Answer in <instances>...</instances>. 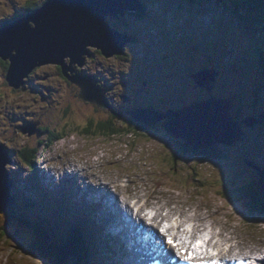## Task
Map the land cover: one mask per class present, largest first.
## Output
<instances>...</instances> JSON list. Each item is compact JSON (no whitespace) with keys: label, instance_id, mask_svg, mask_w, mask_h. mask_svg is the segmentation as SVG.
Listing matches in <instances>:
<instances>
[{"label":"rangeland","instance_id":"rangeland-1","mask_svg":"<svg viewBox=\"0 0 264 264\" xmlns=\"http://www.w3.org/2000/svg\"><path fill=\"white\" fill-rule=\"evenodd\" d=\"M48 1L0 0V26L23 14L27 4L38 8ZM143 1L148 3L149 13L136 28H131L135 36L126 51L125 61L117 58L103 61L95 56L87 62L90 72H117L116 101L112 102L119 116L114 114L110 117L107 107L86 101H68L63 88L65 84L61 80L57 82L59 95L46 99H43L45 95H37L35 87L43 90L55 83L56 79L48 82L45 78L55 76L51 66L36 72L26 80L22 90L15 91L6 84V68L0 61V146H3L2 153L6 152L11 159L5 167L13 182L11 195L17 202L23 196L37 200V193L27 186L31 182V173L23 164V154L25 150L38 146L39 141H48L57 134L61 139L45 147L43 161L36 164L42 171L40 177L44 182V176L58 168L60 172L64 168L68 171L86 168V173H77L74 183L65 180L66 174L63 173L60 179L71 182L76 193L80 190L82 194L87 192L88 197L92 196L93 186H98L99 191L102 183L119 198L131 200L133 196L137 199L146 196L151 207L164 206L163 215L167 220L172 217L187 220L188 216L196 219L198 215L199 219H206L205 224L210 228L216 224L215 233L219 232V227L231 231L229 239L232 240L222 243L225 244L223 253L226 256L245 257L253 251L263 252L264 218L255 220L248 217L233 203V198L224 199L222 195L229 193V189L237 191L242 186L249 191L257 187L259 175L256 172H264V123L260 127L262 131L256 127L244 129V135L236 145H216L222 160L182 159L176 149H185L183 140L174 138L164 129L166 121L152 127L150 132L142 131L137 123L129 120L130 111L127 114L121 112L125 101H119L120 96L130 95L129 90L122 88L129 83L132 86L128 88L134 93L131 107H152L163 112L182 110L189 101L208 96L205 90L193 83L190 71L212 65L219 72L213 87L215 94L228 97L234 94L236 100H241L235 101L233 111L242 112L243 117L250 114L264 119V65L259 58L260 50L264 52L263 26L254 20L255 15L248 16L237 10L233 0ZM211 49L213 60L209 58ZM40 77L43 82L47 81L44 85ZM104 79L109 83L115 81L109 75ZM244 104H248L247 110ZM106 121H111L116 130L134 128L135 132L103 137L95 132V125ZM33 123L47 131L38 130L30 137L21 133V127ZM86 128L89 132H85ZM39 153L38 156L41 155ZM248 162L255 164L259 171L248 166ZM193 178H197L198 185L202 187L191 188L190 180L194 183ZM54 182L60 188L58 180ZM88 183L90 191H83ZM118 183L123 185L122 189ZM46 185L55 190V184L46 182ZM55 192L59 194V190ZM108 201L106 199L103 203L104 208ZM36 206L38 211L34 212V218L41 220L47 217L57 228L54 235L61 238L67 228L58 225L62 219L47 212L41 203H36ZM15 210L21 213L18 207ZM31 213L32 210H28V214ZM78 222L83 228L87 226L82 219ZM0 264L43 263L28 257L19 240L0 239Z\"/></svg>","mask_w":264,"mask_h":264},{"label":"water","instance_id":"water-1","mask_svg":"<svg viewBox=\"0 0 264 264\" xmlns=\"http://www.w3.org/2000/svg\"><path fill=\"white\" fill-rule=\"evenodd\" d=\"M142 12L140 0H49L33 12L0 29V60L8 62L5 80L14 90L20 89L35 68L58 66L63 75L80 87V99L99 107H107L99 91L87 78L73 75V66L82 67L90 57L89 48L110 58L123 53L132 42L126 34L113 31L105 22L107 15L123 16L126 12ZM69 60V64L65 60ZM217 73L203 69L193 74L198 87L211 90ZM126 100V98H124ZM127 101V100H126ZM208 108V109H207ZM234 106L227 100L195 103L182 110L162 114L150 109L130 112L135 122L146 128L167 119L164 129L195 151L207 150L218 144L234 145L242 138L243 128L233 121ZM264 123L263 118H247L242 124L254 127ZM38 123L21 127V133L32 136ZM0 146V214L12 205V183L5 167L11 160ZM248 166L254 168L252 163ZM257 181L264 196V172H258Z\"/></svg>","mask_w":264,"mask_h":264},{"label":"trees","instance_id":"trees-1","mask_svg":"<svg viewBox=\"0 0 264 264\" xmlns=\"http://www.w3.org/2000/svg\"><path fill=\"white\" fill-rule=\"evenodd\" d=\"M233 6L236 7L237 10L243 11L244 14L251 16L253 13L256 16V19H254L257 23L260 21L261 25L263 26L264 30V0H233ZM36 9V7H32L25 11L26 13H31ZM248 20H251L250 18ZM264 32V31H263ZM98 52L94 51V55L97 54ZM210 54L213 55V50H210ZM260 62L264 65V52L260 51ZM94 57V56H93ZM117 59H125L124 56H119ZM6 64V63H5ZM4 67H7L4 66ZM8 69V68H7ZM88 73L90 71H87ZM194 71H190L189 75L193 73ZM103 73V72H102ZM94 77L100 78L98 76V72H90ZM112 77L115 82L117 81V72L114 70H110L106 73H103L104 77H108V75ZM127 80V79H126ZM129 84V83H127ZM117 83H114V87L116 88ZM122 85V84H121ZM123 86L122 88L129 90V94L133 99V91L131 89ZM215 92V91H214ZM213 91H206L208 96L201 97L194 99L192 101H189L187 105H189L191 102L195 100H201L203 98H208L210 96H214ZM231 96L232 103H235L233 101L234 99L236 100L237 97H235L234 94H230ZM213 98V97H210ZM241 100V99H240ZM236 100V101H240ZM133 101V100H132ZM245 105V110H247V105ZM126 105H124L123 108H125ZM148 109L152 111H158L152 107H149ZM240 116V117H239ZM129 120L133 122V117L130 116ZM248 117H255L259 119L258 116H251L250 114L246 117H243L242 112L240 113L238 110L235 114V120L239 121L240 123L248 118ZM135 122V121H134ZM137 123V126L141 128L140 130L142 131H148L150 132L151 129L146 128L143 124ZM91 126V123H90ZM89 126V128H90ZM112 122L111 121H106V122H99L95 125L97 133L101 134L103 137H115V136H122L124 134L129 135L131 133H134V128H124L120 130H116L112 127ZM261 127V126H260ZM258 127V128H260ZM41 129V128H40ZM138 130L137 132H139ZM47 131V130H46ZM259 131H262L260 128ZM85 132H89V130L86 128ZM61 139V136L55 135L52 138H50L48 141H39L38 146L36 147H31L30 149H27L24 151L23 154V164L24 166L29 170L31 173V176L34 175L35 170H34V162L36 158L38 157V152L39 149L42 146H45L46 148L50 146L55 141H58ZM184 144L185 149L178 151V154L182 159H194V158H199L202 159L205 162H214L218 160H222L223 157L219 151L216 150L215 146L207 149V150H200V151H195L188 147L184 141L182 142ZM239 143V142H238ZM230 146V145H227ZM46 150V149H45ZM190 162V161H189ZM33 177V176H32ZM194 178L190 180L191 182V188H196L198 185L199 181L197 178ZM35 180V179H34ZM30 179L31 182L28 183L29 188L31 190H38L39 188L41 189L44 197L46 198V195H50L49 201L51 203V207L54 213H58V217L62 218L65 216V210L72 216L73 218V223L68 229V231L61 235V239H56L52 235V232H55L56 229L54 225L50 226L49 224H45L47 221L46 219H41L38 220L34 218L33 214H28L27 210L30 209H35L36 203L32 199H29L25 196H23L20 200L19 203L14 204V207L8 208L6 212L0 214V239H10V240H19L21 243V247L25 250V253L28 257H32L33 259H37L40 262L44 264H90V261L92 259V247L90 246V240L92 242L93 240V231L88 225V221L85 222L83 217L77 216L75 213L71 212V210L66 206L65 201L63 200L61 204H58L56 201H54V196L52 193H48L45 189H43L40 185V183L35 180ZM34 184V185H33ZM257 184V183H256ZM27 185V186H28ZM189 187V188H190ZM202 187V186H201ZM229 193L222 195L224 199H230L233 198L234 201L233 203L238 205V208L243 210L244 212L247 213L248 217H251L252 219L254 218L259 219V218H264V196L262 195L260 191V187L257 184V187L253 189V191H249L247 187H240L237 191H233L231 189L228 190ZM60 205V206H59ZM20 210L21 213L16 212L15 208ZM48 208L50 205H47ZM76 217V218H74ZM75 219H82V222L85 223L84 228L80 226V224L76 223ZM80 221V220H79ZM46 235L50 236L52 238V242L48 243L46 241ZM3 238V239H2ZM91 251V253H90Z\"/></svg>","mask_w":264,"mask_h":264},{"label":"bare ground","instance_id":"bare-ground-1","mask_svg":"<svg viewBox=\"0 0 264 264\" xmlns=\"http://www.w3.org/2000/svg\"><path fill=\"white\" fill-rule=\"evenodd\" d=\"M75 173L80 174L79 172H75ZM68 175H69V173H68ZM97 188H98V186H96V185L93 186V190H92V194H91L92 196H90V197H88L87 192L85 194H82V190H80L79 192H80V195L82 198H80L79 192L76 193V188H75V190H73V186H69L67 190L65 188L64 189V190H66L65 194L67 195V198L71 201V202H66V206L72 212L75 213L80 208L81 201L83 198L88 197L89 198L88 200L94 199V200H91L90 202L94 203V204L96 202L97 205H100V202L97 201V197L102 195V197H100L98 199L104 200L105 199L104 192L109 193L110 195L107 198L109 200L107 202V206H108L107 211H106L107 217H104L103 221L100 219L99 225L101 228L104 229L106 227V224H110V227L114 231H116L117 234L120 236L119 239H120V243H121V252L118 254V256L115 259L119 260L121 262V264H139V257H137V255H136L138 247L135 244H132L134 242L137 243L136 239H134V238L136 236V230L138 229V226L136 223L132 222L134 227L133 228L128 227L127 223L124 221L122 216L120 217V215H118L117 203L119 201H121V203L124 204L126 209H127L128 216L131 219H133L135 222H137L138 224L144 223V221H145V216L143 214V209H144L143 207L144 206H142L138 210V212L135 214L129 206V200H127L126 198H123V197L118 199V197L115 194H111L109 186H105L104 191L101 188H99V191H97ZM97 192H98V194H97ZM100 207L104 208L105 206L103 204V205H100ZM119 207L123 211V215H124L125 207L123 205H119ZM162 207L164 208L163 205L161 207L159 206L157 209L155 207L150 208L151 210L155 211V213L157 215V217H155L151 222L154 225H156L157 227H160L161 225H160V222L158 220L159 219L166 220L165 223H167V225H168V227L164 228L166 230V232H168L171 236H175V238H174L175 241L182 240L184 245L192 246L191 250L193 251V253H195V251L197 252V253H195L196 257H199L202 259H208L207 257H209V256H214V255L220 254L221 251L217 250L218 246H216V245H219L222 243H227L230 240H232V239H229L231 236V231H229L227 229H222L221 227H219V232L215 233L214 230L216 229V227H215L216 224L215 225L212 224L214 227L210 228V226H207L205 224L206 219L201 220L198 218V215H196V219L194 216H188V217H186L187 220H181L180 223L177 220H175L176 219L175 217H172L170 220H167V217L163 215V208ZM104 209L106 210V208H104ZM90 211L91 212L87 211L88 215H93L96 213V210H90ZM80 212H81V214H83V217H84V212H83L82 208L80 209ZM104 212L105 211H103V213ZM112 212H113L114 218L111 221H109V216L111 215ZM78 220H80V219H78ZM78 220L76 219V223L80 224L78 222ZM201 221H204V222H201ZM183 222H186V223L192 222L193 223L194 231H193L192 235L189 236L188 233H185V230H183V228H184V225L186 223L184 224ZM207 230H209L211 235L213 236L212 242H210V240L208 241L207 235L203 236L202 231H207ZM215 238L218 239V241L216 243H214ZM119 239H118V237H114V240L116 242ZM199 240L203 241V243H205V244H199V246H197L198 248H196V250L194 251L193 245H196L197 241H199ZM188 241H190V243H188ZM89 243H90V245H92L94 242H91V240H90ZM212 244H214L215 246L213 247ZM179 245L181 246V244H179ZM232 247H233V244H232ZM199 248H201V250ZM260 254L262 256H264V251L260 252ZM213 258H215V256ZM35 260H37V259H35Z\"/></svg>","mask_w":264,"mask_h":264},{"label":"flooded vegetation","instance_id":"flooded-vegetation-1","mask_svg":"<svg viewBox=\"0 0 264 264\" xmlns=\"http://www.w3.org/2000/svg\"><path fill=\"white\" fill-rule=\"evenodd\" d=\"M32 5L33 4H27V7H25L24 10H28L29 8H32L33 7ZM146 14H147V9L144 12H139V13L128 12L122 17L111 16V15H107L105 17V21L107 22V24L109 25V28L111 30L116 31L118 33L126 34V35L128 34V35L131 36V41L132 42L126 44V46L124 47V54L128 50V48L130 47V45L133 43V40H134L133 36H135V35H134V32L131 30V28H133L134 26L136 28L138 26L139 22L144 21ZM90 54H92V53H90ZM126 54H127V52H126ZM95 56H98L103 61H105L106 59L118 58V56L107 58V57L103 56L100 52L95 54L93 58H95ZM88 60L85 61V64L82 67H79V66H76V65L73 66L72 67L73 73H70V74L79 75L82 78H87L89 83L93 86V88L95 90L96 89L104 90L106 99H107L108 103L110 104V106L112 108V109H110V113H111L110 117L112 115H114V114L119 116V112H116L115 107H114L115 103L112 102V101H116V99L114 98V92H115L114 83L115 82L114 83H109L107 80H105L104 79V75H103L102 72H98V76H100V78L94 77L91 74H89L90 72L89 73L87 72L88 71L87 70L88 69V67H87ZM5 63L6 62H2L1 64L3 66L8 65L7 63L6 64ZM65 63L69 64V60L66 59ZM47 67L48 66H42V67L36 68L31 76H33L36 72H38V71H40V70H42L44 68H47ZM51 68L54 69L55 76H51V78H48V77H45V78H46V80L48 82H51L53 79H56L55 83L52 84L53 86H50L49 88H45L43 90L35 87L36 94L37 95H39V94L40 95H45V97L43 96V99H46L48 96L51 97L54 94L59 95L61 92H60L59 86L57 85V82H58V80H61L62 83L65 84L63 88H64V93H66L68 95V101H75V100L83 101V100L80 99V95H79L80 89H79V87L77 85H75V84H72L62 74V71H61V69L59 67L51 66ZM42 79L43 78L40 77V81L44 85V83H46L47 81L44 80V82H43ZM41 83H39V84H41ZM35 85H37V84H35ZM55 85H57V86L55 87ZM128 85H129V87L132 86L131 84H127L126 83V86H128ZM119 99H120V97H119ZM206 100H208V99L207 98H203L201 100H195V101L191 102L190 104L196 103V102H203V101H206ZM131 101H132V99L130 101H128L127 104L125 102V105H128L129 102L131 103ZM129 108H131V107H128V106L125 107V109H129ZM121 109H124V108L122 107ZM236 112H237V110H236ZM260 126L261 125H258L256 127H260Z\"/></svg>","mask_w":264,"mask_h":264},{"label":"clouds","instance_id":"clouds-1","mask_svg":"<svg viewBox=\"0 0 264 264\" xmlns=\"http://www.w3.org/2000/svg\"><path fill=\"white\" fill-rule=\"evenodd\" d=\"M140 2L142 3V5H143V11L142 12H144L146 9H147V14L149 13V11H148V9H149V7H148V3H146V2H144L143 0H140ZM44 4V3H43ZM43 4H41V5H43ZM40 5V6H41ZM39 6V7H40ZM38 7V8H39ZM130 12H134V11H130ZM126 13H128V12H126ZM125 13V14H126ZM134 13H139V12H134ZM124 14V15H125ZM146 14V15H147ZM123 15V16H124ZM253 15V14H252ZM23 17V16H22ZM119 17H122V16H119ZM106 22V21H105ZM106 24H107V22H106ZM108 25V24H107ZM109 26V25H108ZM1 29V28H0ZM121 34V33H120ZM127 36L128 37H130V39H131V36L130 35H128L127 34ZM213 37V36H212ZM212 37H211V39H212ZM130 43V42H129ZM128 44V43H127ZM126 46V45H125ZM89 51H90V53H92L91 54V56L88 58H86V60H88V59H91V58H93V56H94V51H96V52H100V51H98V50H96V49H93V48H89ZM93 51V52H92ZM101 53V52H100ZM102 54V53H101ZM128 54V53H127ZM127 54H126V52H125V54H124V48H123V53L121 54V55H117L118 57L119 56H127ZM103 55V54H102ZM104 56V55H103ZM209 58H211L212 60H213V55L212 56H210ZM1 62H4V61H2V60H0ZM123 61H125L124 59H123ZM8 65H9V63L8 62H6ZM8 65H7V67H5L6 69V72H5V77H6V73H7V68H8ZM47 66H50V65H47ZM39 68V67H38ZM60 68V67H59ZM36 69V68H35ZM61 69V68H60ZM203 69H208V70H210V69H213L214 71H215V73H217V76L215 77V81L217 80V78L219 77V72L218 71H216L215 69H214V67L212 66V65H206V66H202L201 68H199L197 71L195 70L193 73H191V75H189L190 76V78H192V76H193V74H195V73H197L198 71H200V70H203ZM34 71V70H33ZM32 71V72H33ZM61 71H62V69H61ZM63 74V73H62ZM31 76V74L26 78V79H24V84H23V86L20 88L21 90L23 89V87H24V85H25V83L27 82L26 80L29 78ZM77 76H79V75H77ZM79 77H81V76H79ZM192 81H193V79H192ZM5 82H6V80H5ZM193 83H194V81H193ZM6 84H7V82H6ZM195 84V83H194ZM214 84H215V82L214 83H212V84H210V86L212 87L211 88V90L210 91H214V89L215 88H213L214 87ZM8 85V84H7ZM196 85V84H195ZM9 86V85H8ZM197 86V85H196ZM198 87V86H197ZM11 88V87H10ZM199 88H202V90H205V91H207V89L205 88V87H199ZM13 89V88H12ZM20 89H18V90H15V91H19ZM79 89H80V87H79ZM14 90V89H13ZM98 91H99V93L102 95V97L104 98V100L108 103V101H107V99H106V96H105V91L104 90H102V89H97ZM210 91H208V92H210ZM115 93V92H114ZM215 93V92H214ZM79 94H80V92H79ZM210 97H213V98H210ZM210 97H208L207 99L208 100H206V101H210V100H213V99H216V100H227V101H229V99H228V96H223V95H220V96H217L216 94H214V96L212 95V96H210ZM120 98L122 99V101H125L126 102V104H127V102L128 101H130L131 99H132V97L130 98H126V100L124 99V98H122L121 96H120ZM82 100V99H81ZM133 100V99H132ZM87 102V101H86ZM204 102V101H203ZM230 103H232L231 101H229ZM88 103H90V102H88ZM131 103H132V101H131ZM131 103H129L128 105H126V106H130V104ZM196 103H199V102H196ZM193 104H195V103H192V104H189V105H187V106H190V105H193ZM233 104V106L235 105L234 103H232ZM108 108V107H107ZM109 109V108H108ZM179 110H181V109H179ZM179 110H177V111H179ZM235 114H236V112H234L233 113V121L235 122L236 120H235ZM263 124V123H262ZM257 126L258 125H261V124H256ZM256 128H258V127H256ZM240 142V141H239ZM232 146V145H231Z\"/></svg>","mask_w":264,"mask_h":264},{"label":"snow or ice","instance_id":"snow-or-ice-1","mask_svg":"<svg viewBox=\"0 0 264 264\" xmlns=\"http://www.w3.org/2000/svg\"><path fill=\"white\" fill-rule=\"evenodd\" d=\"M149 215H150V214H149ZM166 227H167V225L164 226V228H166ZM164 228H161L160 231H161V232H164ZM168 243H169L170 245H172V247L176 248V250H177V252H178V254H179L180 250H179V248L177 247V245L173 243L171 237H168ZM200 243H201L200 241H197L196 245H193V247H197V246H199ZM184 258H185V259H190V258H191V255H190V254H189V255H186V256H184Z\"/></svg>","mask_w":264,"mask_h":264}]
</instances>
